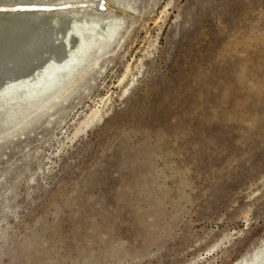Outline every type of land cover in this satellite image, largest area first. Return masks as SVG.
I'll return each mask as SVG.
<instances>
[{"label": "rangeland", "instance_id": "obj_1", "mask_svg": "<svg viewBox=\"0 0 264 264\" xmlns=\"http://www.w3.org/2000/svg\"><path fill=\"white\" fill-rule=\"evenodd\" d=\"M107 3L104 59L0 134V264H264V0Z\"/></svg>", "mask_w": 264, "mask_h": 264}, {"label": "bare ground", "instance_id": "obj_2", "mask_svg": "<svg viewBox=\"0 0 264 264\" xmlns=\"http://www.w3.org/2000/svg\"><path fill=\"white\" fill-rule=\"evenodd\" d=\"M108 3L0 0V134L31 123L99 65L124 24L121 18L98 16ZM89 11L95 16L85 14ZM103 115L100 108L92 110L79 131Z\"/></svg>", "mask_w": 264, "mask_h": 264}, {"label": "water", "instance_id": "obj_3", "mask_svg": "<svg viewBox=\"0 0 264 264\" xmlns=\"http://www.w3.org/2000/svg\"><path fill=\"white\" fill-rule=\"evenodd\" d=\"M15 8H17V7H15ZM3 10H5V9H3ZM6 10H7V9H6ZM15 10H16V9H14V8L12 9V11H15ZM18 10H20V9L18 8ZM7 11H8V10H7Z\"/></svg>", "mask_w": 264, "mask_h": 264}]
</instances>
